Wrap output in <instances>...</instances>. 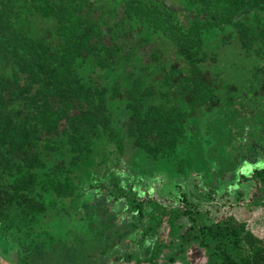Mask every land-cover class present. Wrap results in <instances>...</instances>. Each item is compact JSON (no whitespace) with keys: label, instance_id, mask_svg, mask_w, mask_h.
Returning a JSON list of instances; mask_svg holds the SVG:
<instances>
[{"label":"trees","instance_id":"obj_1","mask_svg":"<svg viewBox=\"0 0 264 264\" xmlns=\"http://www.w3.org/2000/svg\"><path fill=\"white\" fill-rule=\"evenodd\" d=\"M177 1L184 20L164 0H0V241L27 254L14 264H187L191 246L206 264H264L234 217L126 197L123 178L165 168L212 192L249 184L264 204V165L237 172L264 158V109L244 144L221 155L210 136L229 102L216 50L237 43L264 81V0Z\"/></svg>","mask_w":264,"mask_h":264},{"label":"rangeland","instance_id":"obj_2","mask_svg":"<svg viewBox=\"0 0 264 264\" xmlns=\"http://www.w3.org/2000/svg\"><path fill=\"white\" fill-rule=\"evenodd\" d=\"M164 1L170 8L177 10L183 18L184 13L177 0ZM216 51L220 55V61L213 70L222 78L219 83L220 95L223 100L229 102L223 103L227 105L228 115L224 117L218 113L219 116L215 117L216 125L211 130L210 136L212 135L214 140L212 148H217V151L222 155L223 152L229 150L231 141L234 142V139L240 138V142L244 144V140L249 138L252 130L260 126L262 121L259 114L264 109V81L261 76L254 77L259 62L255 58H246L237 43L234 46L228 45ZM255 112L257 113L256 116L252 114ZM223 158H225V163L224 161L223 163L227 165V157ZM253 160L254 162H252ZM259 165H264V158L255 155L251 161L242 162L237 172L248 174ZM121 181L124 186H126L127 181L128 188H132L135 192V198L131 195L126 197L141 202L146 211L150 212L154 209L152 204L167 205L173 209L191 208L200 213L202 220L208 224L234 217L238 222L246 223L248 230L264 241V204L257 205L251 202L253 195L249 184L239 187L233 186L228 191L221 189L212 192L206 184L205 178L195 174V172L185 176L165 168L147 174L142 181H137L131 177H125ZM238 191H243L244 196H239ZM119 205L122 209L120 210L121 218L126 221L129 220L124 199ZM144 221L148 222L147 219ZM190 223L188 220L180 221L181 231H185ZM167 234L168 226L163 224L154 239L164 238L166 240ZM11 244L9 240L1 239L0 264H14L17 257H20L22 261L26 259L27 254L23 250V244H20L17 249H14ZM165 252V254L170 255V249ZM186 259L187 264H206L207 261L204 251L196 246L188 248ZM176 264L185 263L177 262Z\"/></svg>","mask_w":264,"mask_h":264}]
</instances>
